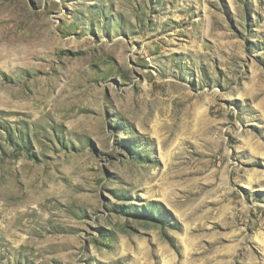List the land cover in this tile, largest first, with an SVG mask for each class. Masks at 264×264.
<instances>
[{
    "label": "rangeland",
    "instance_id": "374dc122",
    "mask_svg": "<svg viewBox=\"0 0 264 264\" xmlns=\"http://www.w3.org/2000/svg\"><path fill=\"white\" fill-rule=\"evenodd\" d=\"M0 264H264V0H0Z\"/></svg>",
    "mask_w": 264,
    "mask_h": 264
}]
</instances>
